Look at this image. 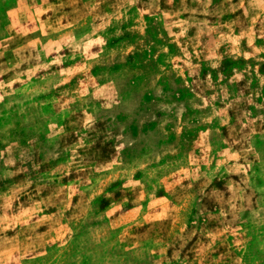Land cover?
<instances>
[{
    "label": "rangeland",
    "instance_id": "obj_1",
    "mask_svg": "<svg viewBox=\"0 0 264 264\" xmlns=\"http://www.w3.org/2000/svg\"><path fill=\"white\" fill-rule=\"evenodd\" d=\"M0 264H264V0H0Z\"/></svg>",
    "mask_w": 264,
    "mask_h": 264
}]
</instances>
